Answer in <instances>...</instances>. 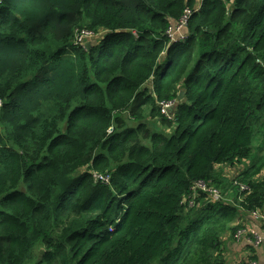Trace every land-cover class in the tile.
Segmentation results:
<instances>
[{
    "label": "trees",
    "instance_id": "16d2710c",
    "mask_svg": "<svg viewBox=\"0 0 264 264\" xmlns=\"http://www.w3.org/2000/svg\"><path fill=\"white\" fill-rule=\"evenodd\" d=\"M262 209L264 0H0V264H226Z\"/></svg>",
    "mask_w": 264,
    "mask_h": 264
},
{
    "label": "built area",
    "instance_id": "2783aa9c",
    "mask_svg": "<svg viewBox=\"0 0 264 264\" xmlns=\"http://www.w3.org/2000/svg\"><path fill=\"white\" fill-rule=\"evenodd\" d=\"M191 10L188 9L186 11L185 16L178 22L174 23L168 30V34L171 38V40L175 41L178 39H182L185 37V28L189 19V16L191 14ZM103 32H99V33H92V32H88V31H83L81 33H77L75 36V44L77 45H82L83 44V40L85 39L86 36H91V35H98L101 34ZM85 47V46H84ZM174 102L173 101H162L160 103L161 105V111L162 113H164L165 115H169L170 114V110L171 107H173ZM95 177L97 179H101L103 181H109L110 176L109 175H100L98 173H95ZM215 195H218V192L215 190ZM251 215L253 218L256 219H264V214L262 213L261 210H255L251 212ZM234 237L236 239H242V238H246V239H250L255 245H261L264 242V228H255L252 227L251 225H244L243 227H240L234 234ZM254 264H256L254 262Z\"/></svg>",
    "mask_w": 264,
    "mask_h": 264
},
{
    "label": "crops",
    "instance_id": "0c3cea01",
    "mask_svg": "<svg viewBox=\"0 0 264 264\" xmlns=\"http://www.w3.org/2000/svg\"><path fill=\"white\" fill-rule=\"evenodd\" d=\"M264 214V209L261 210ZM243 222L255 228H264V219L253 218L248 213ZM226 264H264V242L261 245H255L250 239H236L229 236L225 248Z\"/></svg>",
    "mask_w": 264,
    "mask_h": 264
},
{
    "label": "rangeland",
    "instance_id": "374dc122",
    "mask_svg": "<svg viewBox=\"0 0 264 264\" xmlns=\"http://www.w3.org/2000/svg\"><path fill=\"white\" fill-rule=\"evenodd\" d=\"M103 37H104V33H101V34H98V35L86 36L85 39L83 40V44H84V46H86V47L88 46L89 47V46H91L93 44H97L101 39H103ZM146 85H147V87L151 88V86H152L151 81H149ZM183 100H185L183 98V94L180 93L178 98H177V100H176V102H175V104H177V103H179L180 101H183ZM124 116H126L127 118H130L128 113L124 114ZM131 123L133 125H137L138 122L137 121H133ZM153 123H155V125H157V126H154V128L156 130L165 131V132L169 133V130H170L169 128L166 129V127L161 126L159 122H153ZM243 168H244L243 164H239L236 167L226 166L224 168V172L231 179H234L241 172V170Z\"/></svg>",
    "mask_w": 264,
    "mask_h": 264
}]
</instances>
